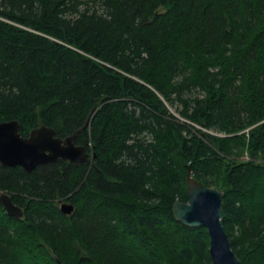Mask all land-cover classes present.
<instances>
[{
	"label": "trees",
	"instance_id": "trees-1",
	"mask_svg": "<svg viewBox=\"0 0 264 264\" xmlns=\"http://www.w3.org/2000/svg\"><path fill=\"white\" fill-rule=\"evenodd\" d=\"M7 120L63 138L89 120L93 159L0 165L24 210L0 202V264H212L207 229L173 212L188 172L224 191L243 264H264V0H0Z\"/></svg>",
	"mask_w": 264,
	"mask_h": 264
},
{
	"label": "water",
	"instance_id": "water-1",
	"mask_svg": "<svg viewBox=\"0 0 264 264\" xmlns=\"http://www.w3.org/2000/svg\"><path fill=\"white\" fill-rule=\"evenodd\" d=\"M94 111L95 108L92 114ZM88 124L89 120L82 130ZM82 130L63 138L57 136L54 128L41 125L33 129L28 136H23L19 121H2L0 122V165L21 166L27 172H33L39 166L59 159L73 164L90 161L93 159V154L85 145L76 143V136ZM186 191L188 201L174 203L173 212L176 219L187 226H203L207 229L212 264H243L232 247L224 225V191L205 185L192 176L191 172L187 174ZM0 202L10 216L23 217V208L14 203L10 194L0 192ZM74 209L73 204L61 203V210L65 214H71Z\"/></svg>",
	"mask_w": 264,
	"mask_h": 264
},
{
	"label": "rangeland",
	"instance_id": "rangeland-1",
	"mask_svg": "<svg viewBox=\"0 0 264 264\" xmlns=\"http://www.w3.org/2000/svg\"><path fill=\"white\" fill-rule=\"evenodd\" d=\"M173 111V110H172ZM202 128V127H200ZM204 131H207L205 130L204 128H202ZM248 130L249 129H246L245 132H246V135H249L248 133ZM216 135H224V133L222 132H214ZM239 159H252V155L250 154V152L248 150H244V152L240 155V157H238ZM214 188V187H213ZM220 189V188H218Z\"/></svg>",
	"mask_w": 264,
	"mask_h": 264
}]
</instances>
